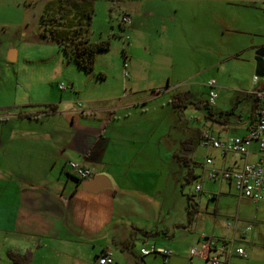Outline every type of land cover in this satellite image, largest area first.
Here are the masks:
<instances>
[{"label": "rangeland", "instance_id": "374dc122", "mask_svg": "<svg viewBox=\"0 0 264 264\" xmlns=\"http://www.w3.org/2000/svg\"><path fill=\"white\" fill-rule=\"evenodd\" d=\"M9 1L15 5V0ZM19 1L27 9V24L20 28L16 13H11L5 19L7 25H0L1 122L13 112L45 111L48 104L73 107L80 103L83 108L104 105L112 97L125 99L119 85L133 81L137 93L128 101L134 105L125 111L130 114L129 122L145 130L142 142L146 151L141 164L148 190L152 186L156 197H161L174 214L185 209L188 196L198 200L206 221L195 216L197 233L210 231L212 226L218 233L227 230L235 245L244 243L249 253L260 250V264H264V202L239 198L228 181L206 178L202 167L206 154L218 159L219 153L199 144L205 132L240 136L251 120L253 106L259 102L253 90L264 89L256 59V53L264 51V0H94L89 38L91 42L108 39L110 48L97 53L94 69L88 72L69 60L54 41L37 39L43 11L36 3L42 0ZM126 12L131 22L121 32ZM150 12L172 19L174 30L168 37L150 26ZM9 45L18 52L14 61L7 58ZM125 71L130 77L125 78ZM211 81L217 93L213 115L208 106ZM61 83H72L75 90L62 91L58 88ZM113 101L119 102L116 98L110 104ZM230 111L234 113L226 125L216 119L220 112ZM175 153L186 162L178 163ZM154 170L156 174L151 173ZM191 170L196 175H191ZM196 185L202 187L201 192L196 191ZM213 193L217 201L207 207L206 196ZM250 224L257 226L242 240L241 232ZM0 264L13 263L3 260Z\"/></svg>", "mask_w": 264, "mask_h": 264}, {"label": "crops", "instance_id": "0c3cea01", "mask_svg": "<svg viewBox=\"0 0 264 264\" xmlns=\"http://www.w3.org/2000/svg\"><path fill=\"white\" fill-rule=\"evenodd\" d=\"M49 1H38L36 5H42L44 11ZM133 7L137 13L138 8ZM172 8L177 12V6ZM26 11L19 0H15V5L9 0H0V25H7L5 19L16 13L17 24L22 28L27 24ZM150 17V26L160 36L168 37L171 30L173 32L174 23L170 17L155 12H150ZM122 27L125 26H120L121 32L124 31ZM132 29L136 32V27ZM31 37L36 39L34 35ZM37 39L49 41L40 36ZM11 49L9 45L6 52ZM104 77L100 73L101 80ZM73 87L71 83L62 90L58 85L62 91L73 90ZM120 90L125 99H108L118 98V103L113 101L110 104L106 100L104 105L90 104L83 108L48 104L54 108L39 112L17 111L11 113L10 118L4 120L6 122L0 120V261L8 260L13 264H97L100 256L108 254L113 259L112 264H210L206 258L190 254L191 248L200 246L203 236L235 240L229 238L231 233L229 235L227 230L218 233L213 226L210 231L196 232L195 216L206 221V216L198 209V200L187 198L185 209L174 214L161 197H156L152 186L148 190L144 182L146 171L141 164L146 151V144L142 142L145 130L141 125L129 122L130 114L125 111L134 105L128 101L130 95L137 93L134 82L122 81ZM254 95L257 97L256 93ZM256 106H253V115L245 132L235 137L247 134L249 126L255 122ZM121 111L123 114L117 115ZM224 115L219 114L216 119L226 125L230 115ZM216 151L218 159L206 154L213 158V165L204 168L205 177L210 168L241 165V160L232 155L222 156ZM257 152L258 143L253 141L248 161H255ZM228 157H231L230 161ZM173 158L178 163L187 160L176 153ZM70 162L93 169L94 176L107 177L110 186L98 192L87 190L85 181L71 175ZM194 174L191 170V175ZM218 179L211 181L217 182ZM227 184L233 186L230 182ZM183 189L182 184L181 193ZM237 196L244 198L238 191ZM216 198L215 193L207 195V207L211 201H217ZM188 203L196 211L190 221ZM211 219L214 223L215 215ZM256 226L253 225L250 231L245 228L240 238L245 240L246 234ZM21 238L33 242L27 251L22 252L10 243L12 239ZM152 245L172 249L173 255L167 263L160 255L140 254L142 248ZM238 245L244 247L247 257L233 255L224 264H260V250L249 253L244 243Z\"/></svg>", "mask_w": 264, "mask_h": 264}, {"label": "built area", "instance_id": "2783aa9c", "mask_svg": "<svg viewBox=\"0 0 264 264\" xmlns=\"http://www.w3.org/2000/svg\"><path fill=\"white\" fill-rule=\"evenodd\" d=\"M131 22L130 16L125 14L121 18V25L128 26ZM126 62L124 68H126ZM125 77H130L125 71ZM257 78L255 77V80ZM210 88L208 103L214 105L217 93L214 88L215 82L208 83ZM60 89H65L66 85L59 84ZM259 98V105L256 114V120L249 126L246 135L241 137L229 136L225 138H216L209 132H205L200 145L207 149H215L222 156L232 155L235 159L241 160L239 167H228L215 169L210 168L206 171V177L210 180L222 179L230 182L239 192L241 197L250 199L254 203L264 202V89L253 90ZM81 106V104H78ZM253 141L258 143L257 159L253 162L248 161L250 146ZM213 165V158L206 155L203 168ZM70 173L80 181H87L94 177V170L78 162H70ZM196 191H201V186L196 185ZM230 226V225H228ZM253 225H248L245 231H250ZM142 256L155 254L162 256L165 263L173 255L171 248L157 247L155 245L140 250ZM191 256H202L210 264H224V261L233 255L246 258L247 254L244 247L235 245V240H225L215 236H203L199 247H193L190 250ZM113 259L106 254L98 258L97 264H112ZM192 264V263H190Z\"/></svg>", "mask_w": 264, "mask_h": 264}, {"label": "trees", "instance_id": "16d2710c", "mask_svg": "<svg viewBox=\"0 0 264 264\" xmlns=\"http://www.w3.org/2000/svg\"><path fill=\"white\" fill-rule=\"evenodd\" d=\"M93 2L94 0H50L39 18V36L54 41L69 60H74L79 68L87 72L94 69L97 53L108 51L110 48L108 39L99 42L90 41L89 33L94 15ZM208 106L212 115L213 105L208 103ZM48 107L51 110L54 108L52 105ZM257 109L258 106L256 112ZM222 113L220 112V115ZM232 113L233 111L224 114L229 116ZM187 198L190 200L189 196ZM192 207L193 205L188 203L189 221L196 214Z\"/></svg>", "mask_w": 264, "mask_h": 264}, {"label": "water", "instance_id": "95a60500", "mask_svg": "<svg viewBox=\"0 0 264 264\" xmlns=\"http://www.w3.org/2000/svg\"><path fill=\"white\" fill-rule=\"evenodd\" d=\"M263 56L264 51H258L256 53L258 72L257 75L264 76V66H263ZM8 60L14 61L16 59V51L11 49L7 55ZM110 186V181L107 177L103 175H97L91 179L84 182V187L91 192H98L103 188Z\"/></svg>", "mask_w": 264, "mask_h": 264}, {"label": "clouds", "instance_id": "9594fccd", "mask_svg": "<svg viewBox=\"0 0 264 264\" xmlns=\"http://www.w3.org/2000/svg\"><path fill=\"white\" fill-rule=\"evenodd\" d=\"M10 243L14 247H18L23 252V251H27L29 248H31L33 242L32 241H28L25 238H21V239H12L10 241Z\"/></svg>", "mask_w": 264, "mask_h": 264}]
</instances>
